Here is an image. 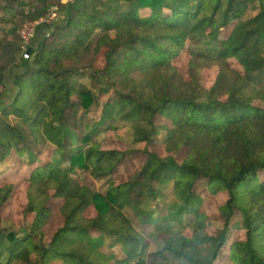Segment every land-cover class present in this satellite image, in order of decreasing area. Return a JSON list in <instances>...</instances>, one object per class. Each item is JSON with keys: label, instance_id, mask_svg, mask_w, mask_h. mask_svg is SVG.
Wrapping results in <instances>:
<instances>
[{"label": "trees", "instance_id": "1", "mask_svg": "<svg viewBox=\"0 0 264 264\" xmlns=\"http://www.w3.org/2000/svg\"><path fill=\"white\" fill-rule=\"evenodd\" d=\"M2 2L1 8H15L8 22H25L40 19L57 0ZM58 6L61 19L41 24L47 34L20 61L15 95L0 101V164L17 156L30 168L22 229L0 227L3 243L16 252L0 250V264H144L146 242L126 213L138 226H186L189 235L165 237L155 253L163 259L264 264V107L257 104L264 102V0ZM203 37L216 55L206 67L183 60L181 74L174 61ZM20 43L17 35L0 36V82L19 63ZM104 94L111 97L101 100ZM106 120L128 123L142 148L102 149L101 130L93 129ZM161 133L173 154L153 149ZM135 151L144 161L134 178L111 181ZM80 171L109 180L106 191L81 183ZM197 189L225 195L214 211L221 226L211 234ZM55 200H62L57 208ZM90 207L93 216L85 214ZM51 215L54 230L44 240ZM235 231L240 238L231 240Z\"/></svg>", "mask_w": 264, "mask_h": 264}, {"label": "rangeland", "instance_id": "2", "mask_svg": "<svg viewBox=\"0 0 264 264\" xmlns=\"http://www.w3.org/2000/svg\"><path fill=\"white\" fill-rule=\"evenodd\" d=\"M25 4L28 6L33 4L35 0H24ZM56 1V0H55ZM60 0H57L59 3ZM3 3H8L7 0H3ZM54 5V4H52ZM15 13V8H1L0 7V36L4 33L9 35H17L19 28L22 26L21 23H25L23 19H19L18 17L15 18L14 21L8 22L7 19ZM141 15L148 14V10H140ZM22 23V24H23ZM21 25V26H20ZM20 26V27H19ZM18 36V35H17ZM195 50L194 51H186L182 54L180 59L174 61V64L178 68V71L181 74H184L183 70V60L190 59L192 63L197 66H208L209 60L216 55L215 45L210 43V41L203 37L200 41L194 44ZM102 60V54L99 55V61ZM101 100L105 98L111 97V94H104L101 95ZM258 105L264 107V102L259 101L257 102ZM98 113V112H97ZM95 114L94 118L98 120V114ZM95 132L98 133V139L100 141V145L102 149H118V150H133L134 148L141 149L143 144L142 143H135L133 142V130L131 129L130 125L126 122H117V121H105L102 126H95L93 129ZM163 133L161 135L155 136V142L153 145V149L159 153H163V155H170L173 153H168L165 151L162 145ZM138 152L128 153L126 157H124V161L122 162L121 166L115 171V173L110 176L114 183L120 181H126L134 178L139 170L140 164L144 161L143 158L139 156ZM175 157L179 158L180 160L184 157V151L175 154ZM0 170V195L4 196V203L0 206V227L7 228L9 230H21L24 224L23 218L21 216L22 209L26 204V187L29 183V173L30 168L24 164L14 165L12 164V170L9 173ZM81 183L87 185L88 187L94 188L96 190H100L105 192L107 189V182L109 180L106 179H94L89 175L88 172H78V175L75 176ZM172 189V185L169 184L164 187V192H168ZM199 200L201 201L204 198V209L206 213H208L209 218L212 220L205 232L211 234L220 227L221 224L218 221H215V209L220 204V202L225 198L224 194H220L218 196H211L207 195L203 190L197 189ZM206 196V197H203ZM157 201H153L152 204H155ZM62 203V200H55L52 203L53 208H57ZM151 202L147 204V207L155 208V205H152ZM157 212L155 214L159 216H163L165 214L164 207H157ZM130 213V212H129ZM86 215L93 216L95 215V211L93 208H88L85 211ZM128 217L133 222L135 229H137L143 236L144 242H146V248L143 252V259L144 264H181L174 258L169 256H165L163 259L161 256H157L155 253L160 250L164 246V239L169 235L178 236L180 234L189 235L190 232L186 229V226H182L181 224H177L175 222L168 221L167 224L161 225L159 229H154L153 227H145V226H138L135 221V217L131 214V216L126 213ZM161 214V215H160ZM28 220H30V216H27ZM54 216L51 215L50 219L48 220L47 224L44 226V240L48 239L51 236V233L54 230ZM135 221V222H134ZM235 227L237 226L236 223L233 224ZM240 238L239 231H235L233 233L232 239ZM14 253L16 252L14 248L7 244L6 242L3 243L2 237L0 235V250H4ZM205 252H208V248L205 249ZM21 257L24 256L23 251L20 253ZM223 261V260H221ZM132 263V261H131ZM109 264H113L110 262ZM223 264V262L218 263Z\"/></svg>", "mask_w": 264, "mask_h": 264}, {"label": "built area", "instance_id": "3", "mask_svg": "<svg viewBox=\"0 0 264 264\" xmlns=\"http://www.w3.org/2000/svg\"><path fill=\"white\" fill-rule=\"evenodd\" d=\"M73 0H60L59 3H71ZM59 3L50 5L45 13L44 16H42L38 20L34 21H26L22 24V26L19 28L17 35L20 37V54L17 59V61L27 60L30 58V53L27 52V49L32 46L33 44V38L36 34V31L38 27L41 24H52L54 22H57L61 19V13L59 11ZM47 34V33H46ZM5 90V81L0 82V97L2 93Z\"/></svg>", "mask_w": 264, "mask_h": 264}, {"label": "crops", "instance_id": "4", "mask_svg": "<svg viewBox=\"0 0 264 264\" xmlns=\"http://www.w3.org/2000/svg\"><path fill=\"white\" fill-rule=\"evenodd\" d=\"M47 28V27H46ZM46 28L42 25H40L36 31V34L33 38V45L35 46L44 36L46 32ZM24 71V62H20L11 66L9 68V70L7 71L6 75H5V90L2 93L1 97H0V101H6L9 99H12L13 96L16 93L17 88L15 87V85L13 84V77L14 75L18 74V73H22ZM12 164L15 165H20V161L18 160L17 156H11L8 160L5 161V163L0 164V170L1 171H5L7 173H9V171L12 170ZM4 172V173H5Z\"/></svg>", "mask_w": 264, "mask_h": 264}, {"label": "water", "instance_id": "5", "mask_svg": "<svg viewBox=\"0 0 264 264\" xmlns=\"http://www.w3.org/2000/svg\"><path fill=\"white\" fill-rule=\"evenodd\" d=\"M31 51H32V47H29V48L27 49V52H28V53H31Z\"/></svg>", "mask_w": 264, "mask_h": 264}]
</instances>
